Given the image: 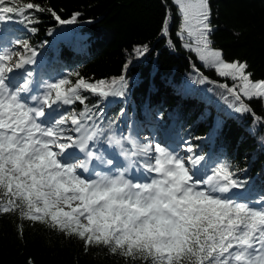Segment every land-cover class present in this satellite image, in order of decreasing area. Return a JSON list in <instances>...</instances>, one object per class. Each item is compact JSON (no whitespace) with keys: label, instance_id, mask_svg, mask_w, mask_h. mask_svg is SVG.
Wrapping results in <instances>:
<instances>
[{"label":"snow or ice","instance_id":"obj_1","mask_svg":"<svg viewBox=\"0 0 264 264\" xmlns=\"http://www.w3.org/2000/svg\"><path fill=\"white\" fill-rule=\"evenodd\" d=\"M173 3L182 19L178 35L189 41L183 46L224 78L210 81L197 69L198 82L224 90L230 113L264 125L248 103H264V79L254 80L246 61H226L212 47L210 0ZM46 11L61 25L80 15L62 19L34 0H0V22L27 28ZM170 19L166 14L161 26L166 37ZM9 43L0 45V215L17 216L19 236L23 222L41 223L83 242L86 253L103 247L125 264H264V193L236 199L247 181L229 161L198 153L190 141L173 146L145 136L142 142L131 125L125 132L117 121L100 120L82 93L126 98V75L37 80L26 68L36 64L37 50L24 39ZM147 52L133 49L137 57ZM77 103L82 110L65 107Z\"/></svg>","mask_w":264,"mask_h":264},{"label":"trees","instance_id":"obj_2","mask_svg":"<svg viewBox=\"0 0 264 264\" xmlns=\"http://www.w3.org/2000/svg\"><path fill=\"white\" fill-rule=\"evenodd\" d=\"M34 2L54 10L62 19L80 13L77 23L70 25L59 24L50 11L36 13L39 23L27 28L0 22L14 28L17 38L27 40L44 55L47 68L42 71L51 74L42 73V77L52 81L67 76L75 82L72 73L90 81L126 75V98L104 100L82 93L100 120L105 124L117 121L124 109L139 129L148 125L153 132L172 130L179 139L195 145L198 153L229 161L237 176L247 181L241 190L247 200L264 193V125L254 123L251 115L230 113L221 98L224 90L215 83L198 82L197 69L210 81L223 83L224 78L204 67L196 54L183 46L185 40L178 35L182 19L173 0ZM210 3L212 47L221 50L226 61H246L254 80L264 79V0ZM166 14L171 17L167 37L161 30ZM137 46H147L148 52L137 57L133 53ZM248 103L264 117V103ZM65 107L80 111L83 106ZM18 223L15 214L0 215V264H125L123 257L113 256L103 247H92L86 253L83 242L41 223L23 222L21 237Z\"/></svg>","mask_w":264,"mask_h":264},{"label":"rangeland","instance_id":"obj_3","mask_svg":"<svg viewBox=\"0 0 264 264\" xmlns=\"http://www.w3.org/2000/svg\"><path fill=\"white\" fill-rule=\"evenodd\" d=\"M7 34H9V33H7ZM10 34H12V33L10 32ZM0 42H4L5 43L6 39H1ZM188 42H189L188 40H185V43H188ZM8 45H10V47H12V45L10 43H8ZM214 49H217V48H214ZM45 61H46V59L43 57V55L40 52H38V55L36 57V64L35 65H27L26 68L28 70H31V68L37 66L38 64L44 65ZM17 72L22 73L23 70H17ZM36 75H37V70L34 72V76L37 79ZM128 125L132 126V129L136 132V134H138V136H139V138L141 139L142 142H143V138L145 136L149 137V139L153 140V142L167 143V144H171L173 146L183 142V140L180 141V140L176 139L175 137H173L171 135H168L169 136L168 139H166V141H163L162 140V136L165 135L164 133H160L159 135H157V134L155 135L147 127H143L142 131L141 130H137L135 128L134 121L132 119L131 120L127 119L126 118V114H123L122 117H121L120 123H119L120 129L125 131V132H127L128 128H126V126H128ZM181 155H184V153L181 152ZM235 198L239 199V200H242V201L246 200V196L240 191H236L235 192Z\"/></svg>","mask_w":264,"mask_h":264},{"label":"bare ground","instance_id":"obj_4","mask_svg":"<svg viewBox=\"0 0 264 264\" xmlns=\"http://www.w3.org/2000/svg\"><path fill=\"white\" fill-rule=\"evenodd\" d=\"M126 128H128V126H126ZM77 155H79L78 151H77Z\"/></svg>","mask_w":264,"mask_h":264}]
</instances>
